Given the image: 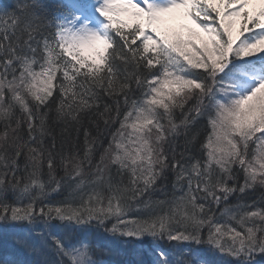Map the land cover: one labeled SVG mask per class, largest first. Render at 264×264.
I'll return each mask as SVG.
<instances>
[{"label": "snow or ice", "instance_id": "snow-or-ice-1", "mask_svg": "<svg viewBox=\"0 0 264 264\" xmlns=\"http://www.w3.org/2000/svg\"><path fill=\"white\" fill-rule=\"evenodd\" d=\"M120 237L264 264V0H0V264Z\"/></svg>", "mask_w": 264, "mask_h": 264}, {"label": "trees", "instance_id": "trees-1", "mask_svg": "<svg viewBox=\"0 0 264 264\" xmlns=\"http://www.w3.org/2000/svg\"><path fill=\"white\" fill-rule=\"evenodd\" d=\"M82 141H83V136L81 135V142H82ZM45 179H46V177H45ZM65 195H66V193H65ZM52 196H53V198L56 199V200H59V199H63V198H64V196L59 195V194H56V193H52ZM152 198H153V199H156L157 197H156V196H153ZM133 214H135V209H134V211H133ZM134 243H135V242L133 241V243H132L131 246H130V251H125L126 253H128V254L131 253V251H132V246H133ZM148 244H149V242L146 241L144 247H147ZM105 251H106V250H105ZM123 251H124V246H118V247H117L115 250H113L110 254H108L107 251H106V256H105V258H106V259H109V260L115 262V264H117V263H118V259H119V260H122V259H121L120 257H118V256L122 255ZM114 252H115V253H114ZM125 252H124V253H125ZM116 254H118V255L116 256ZM129 258H130V255H129ZM123 261H125V260H122V262H123Z\"/></svg>", "mask_w": 264, "mask_h": 264}]
</instances>
